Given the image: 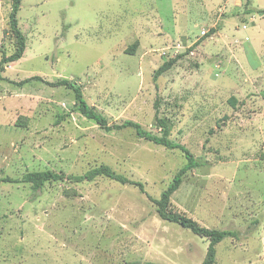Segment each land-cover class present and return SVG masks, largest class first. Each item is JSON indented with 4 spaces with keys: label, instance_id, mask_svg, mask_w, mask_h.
I'll return each instance as SVG.
<instances>
[{
    "label": "rangeland",
    "instance_id": "obj_1",
    "mask_svg": "<svg viewBox=\"0 0 264 264\" xmlns=\"http://www.w3.org/2000/svg\"><path fill=\"white\" fill-rule=\"evenodd\" d=\"M10 9L0 0V58L16 49ZM17 21L25 50L0 80V179L13 180L0 182V264H202L206 256L208 239L161 219L153 201L183 153L131 128L105 131L78 111L71 89L49 84L59 79L80 85L109 124L130 120L160 136L156 111L169 120L170 139L199 162L169 208L238 232L215 246L214 264H264V0H22ZM99 165L131 183L64 179L34 193L20 181Z\"/></svg>",
    "mask_w": 264,
    "mask_h": 264
},
{
    "label": "trees",
    "instance_id": "obj_2",
    "mask_svg": "<svg viewBox=\"0 0 264 264\" xmlns=\"http://www.w3.org/2000/svg\"><path fill=\"white\" fill-rule=\"evenodd\" d=\"M21 1L22 0H11V9L9 13V29L15 37L16 49L14 53L9 56H1L0 80L3 79L1 73L4 71L5 65L19 60L25 50V37L19 29L17 21V12L19 10ZM214 31L215 30L212 29L211 33ZM179 57L180 55H177L176 57L162 63V65L155 70L154 79L169 70ZM29 79L42 80L41 77L38 76H34ZM29 79H25L23 82L28 81ZM49 84H52L53 86H65L71 89L74 93L75 104L78 111L84 117L93 120L100 128L104 129L105 131L109 132L113 130H120L123 128H131L139 138H143L154 144L161 145L167 149H177L183 153L186 160L185 164L173 176L165 191L161 193L160 198L154 199L153 201L157 206L156 211L161 219L174 222L183 228L189 229L194 234L208 239L209 244L207 247L205 259L202 264H214L215 246L225 238L236 237L238 232L234 229H215L201 226L196 220L192 219L191 217H188L185 214L179 213L177 211H172L169 208L170 196L179 188L182 181V176L187 171L199 165V162L196 160L193 154L183 144L170 139V132L172 129L171 122L165 118L158 117L156 111L155 122L161 128L160 136L152 134L151 132L143 129L140 124L130 120H126L121 124H109L107 119L100 112H97L95 109L88 105L83 97L81 86L78 85L74 80L59 79L55 82H49ZM98 176H104L122 184L128 182L131 183V181H129L124 175L116 173L107 165H99L97 167H94L86 171L83 175H65L64 173H56L50 170L32 171L24 174L21 177L20 181L30 184L32 191L35 193L41 190L47 183L53 181L64 179L71 182H81L83 180L92 181ZM1 181L13 180L5 178L0 179V182ZM132 183L138 185L141 190L143 189V186L140 182Z\"/></svg>",
    "mask_w": 264,
    "mask_h": 264
}]
</instances>
